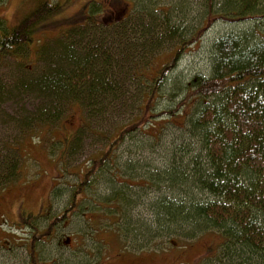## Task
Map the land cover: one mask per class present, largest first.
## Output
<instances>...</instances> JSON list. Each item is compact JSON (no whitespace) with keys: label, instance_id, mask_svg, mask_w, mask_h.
Masks as SVG:
<instances>
[{"label":"rangeland","instance_id":"obj_1","mask_svg":"<svg viewBox=\"0 0 264 264\" xmlns=\"http://www.w3.org/2000/svg\"><path fill=\"white\" fill-rule=\"evenodd\" d=\"M43 1L59 3L61 10L38 24L29 54L18 62L11 55L0 56V80L7 92L0 99V150L8 149L4 146L17 148L20 143L17 149L22 156L19 178L0 190V264H32L29 250L34 235L46 232L50 223L48 217L60 215L69 206L74 190L83 179V170L92 168V159L108 151L112 134L113 139L117 135L115 132L138 119L144 108L143 94L150 89V82L138 78L134 69L146 68L149 76L158 73L171 61L180 43L198 33L197 42L183 49L177 66L168 73L148 121L128 134L113 150L112 162L92 175L85 191L78 193L80 202L75 211L52 226L50 235H40L35 241L38 244L34 252L40 264H225L223 259L209 258L217 253L223 241L221 230L197 232L191 237L166 236L157 225L153 204L160 195L172 196L173 189L163 185L160 189H142L141 186L160 168L169 166L173 156L179 160L180 155H186L185 151L180 152L182 147L199 148L197 138L191 137L189 124L201 101L192 96L186 106L177 110V116L167 112L186 98L188 79L197 73H210L215 41L229 33L258 30L264 35V16L239 22L218 19L202 29L209 11L220 10L217 0L211 4L208 0H136V11L143 21L140 25L136 23L134 10L128 20L131 32L160 25L167 11L168 32L156 38L166 35L168 39L154 49L142 50V42L154 36L139 39L140 35H135L132 42H137L138 48L126 50L124 56L128 63L122 64L123 75L116 77L117 92L100 110L91 111L84 102L68 99L58 104L59 110L52 111V117L50 114L43 117L34 116L32 112L35 107L42 106L41 102L34 95L14 91L11 76L18 73L21 77L25 71L35 76L42 68L41 48L45 43L52 47L64 34V29L74 26L81 15H88L92 2L99 3L103 10L118 6L119 14H124L120 17L127 16L135 4L132 0H118L117 3L113 0H5L0 4V22L8 27L18 25ZM144 5L147 8L150 5L155 19L142 8ZM155 34L158 33L155 31ZM256 34L257 38L261 37ZM114 69L118 70L117 66ZM23 111L30 112L32 126L17 122L27 117ZM21 113L24 116L20 118ZM119 191H125L126 201H130L122 220L103 215L107 210L102 208L103 205L115 208L117 202H124L116 195ZM113 198V203H107L111 205L105 204ZM29 213L43 214L37 220L36 230L20 222L21 216ZM49 227L52 228L51 224Z\"/></svg>","mask_w":264,"mask_h":264},{"label":"trees","instance_id":"obj_2","mask_svg":"<svg viewBox=\"0 0 264 264\" xmlns=\"http://www.w3.org/2000/svg\"><path fill=\"white\" fill-rule=\"evenodd\" d=\"M4 1L0 0V4ZM208 1L211 4L214 0ZM217 1L221 5L220 10L209 11L202 29L218 19L239 22L264 16V0ZM132 2L134 6L124 17H120L124 14H119L118 6L103 10L99 3L92 2L88 15H81V20L74 26L64 29V34L52 47L43 44L40 51L42 58L39 60L42 68L35 76L26 71L21 77L18 73L11 76L14 91L21 95H34L41 102L42 106L37 107L34 103V116L48 117L50 114L49 117H52L51 112L59 110L58 104L68 99L75 103L84 102L91 111L100 110L117 92L116 77L123 75L122 64L128 63L124 56L126 50L129 52L138 48L137 42H132L135 35L139 34V39L154 36L142 42V50L149 47L154 49L168 39L166 35L156 38L168 32L167 11L161 22H164L163 27L160 23L151 28L145 27L143 31L131 32L129 16L138 8L136 0ZM147 7L142 6L151 19H155L154 11L150 5ZM60 10L59 3L43 1L18 25L8 27L1 21L0 56L11 55L17 62L22 56H27L38 24ZM135 21L138 25L143 21L138 12ZM256 32L229 33L215 41L210 73H197L188 79L186 98L174 110L167 112L177 116V110L186 106L192 96L201 101L189 124L191 137L197 138L199 148L192 149L190 145L182 147L180 152L185 151L186 155H180L179 160L173 156L169 166L160 168L152 174L155 175L153 178L145 179V184L141 186L142 189H160L163 185L173 189L172 196L160 195L153 204L157 225L161 228L160 232H166V236L191 237L197 232L221 230L223 241L217 253L209 258L223 259L225 264H264V35ZM254 34L261 37L257 38ZM199 37L200 33L182 41L171 61L152 76L145 72L148 71L146 68L134 69L138 78L145 83L150 82V89L143 94L142 113L138 119L131 120L122 130L115 132L117 135L113 139L112 134L108 151L92 159V168L83 170V179L74 190L69 206L63 209L62 214L48 217L51 227L60 224L70 212L75 211L80 202L78 193L85 191L89 178L112 162L113 150L128 134L148 121L147 117L170 75L168 73L177 66L175 64L180 53L187 45L197 42ZM116 66L118 70L114 69ZM6 93L0 80V99ZM46 100L43 105L42 102ZM23 113L28 118L24 117L23 121L17 119V122H23L22 125L26 127L32 126L30 112ZM23 113L20 118L24 116ZM19 146L20 143L17 148ZM4 148L8 149L5 152L0 150V190L15 182L21 173V152L13 146ZM116 195L124 202H117L115 208L100 205L108 211L103 215L120 217L122 220L130 201H126L125 191L116 192ZM113 200L105 204L113 203ZM42 216V213H29L21 216L20 222L36 230L37 220ZM49 225L46 232L34 235L29 250L32 264H40L34 252L38 244L35 241L40 235L51 234L53 227ZM186 230V233L183 232Z\"/></svg>","mask_w":264,"mask_h":264},{"label":"flooded vegetation","instance_id":"obj_3","mask_svg":"<svg viewBox=\"0 0 264 264\" xmlns=\"http://www.w3.org/2000/svg\"><path fill=\"white\" fill-rule=\"evenodd\" d=\"M111 1H112V0H111ZM113 1H115L116 3L119 2L118 0H113ZM116 3H115V4H116Z\"/></svg>","mask_w":264,"mask_h":264},{"label":"water","instance_id":"obj_4","mask_svg":"<svg viewBox=\"0 0 264 264\" xmlns=\"http://www.w3.org/2000/svg\"><path fill=\"white\" fill-rule=\"evenodd\" d=\"M68 242V241H67Z\"/></svg>","mask_w":264,"mask_h":264}]
</instances>
